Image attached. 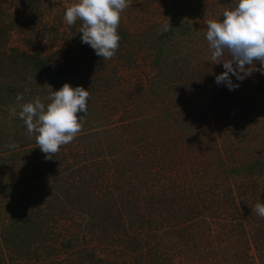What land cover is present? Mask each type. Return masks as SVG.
Returning a JSON list of instances; mask_svg holds the SVG:
<instances>
[{"label": "trees", "instance_id": "1", "mask_svg": "<svg viewBox=\"0 0 264 264\" xmlns=\"http://www.w3.org/2000/svg\"><path fill=\"white\" fill-rule=\"evenodd\" d=\"M30 2L35 1H26L28 9L41 8L39 3L30 5ZM79 28L70 36L61 55L56 51L42 54L39 48L31 46L0 49V67L9 72L1 74L0 106H6L15 91H24L29 81L20 82V70L26 65L55 79L59 85L67 77L76 78L85 65L98 68L101 58L81 42ZM3 29L8 34L9 30ZM117 31L121 44L125 35L120 24ZM2 36L0 30V39ZM3 59L9 60L8 66ZM161 80L168 86L169 82ZM36 96L39 94H32L31 100ZM172 96L174 100L173 93ZM238 97L223 95L222 103L216 102L210 114L203 108L181 109L174 112L175 120L183 124L182 132L189 134L191 138L186 139L194 144L198 139L192 136L197 134L195 129L211 122L223 135L246 133L247 112L232 105ZM24 98L29 101L27 96ZM12 119L18 129L17 136L27 135L19 116ZM84 120L88 122V118ZM84 127L78 135L86 133ZM127 131L117 136L126 134L123 140L127 141ZM89 132L97 130L93 128ZM78 135L75 138L83 136ZM175 136L147 154L143 146L129 148L117 141L116 144L123 145L119 155L122 168L114 157L110 158L112 144L107 143L110 141L107 134L102 139V144L106 143L104 148L94 145L96 148L71 152L61 146L51 159H46L36 146L34 136H25L27 150L32 151L25 158L29 183L15 197L17 204L7 214V228L0 227L1 242L7 243L15 255H25V261L32 255L38 258L40 254L61 251L62 247L69 251L66 264H202L201 261L212 264L209 258L216 248L206 239L202 224H207L205 217L218 218L227 209L230 219L244 215L247 224L253 223L251 242L246 237L241 242L255 250L250 254L243 248L240 252H229V264H264V218L252 211L255 202L262 201L255 191L259 174L245 170L237 181L231 174L215 169L203 171L205 162H200L197 156L200 152L188 155L184 140ZM211 222L214 224L216 220ZM236 223L241 226L244 221Z\"/></svg>", "mask_w": 264, "mask_h": 264}, {"label": "rangeland", "instance_id": "2", "mask_svg": "<svg viewBox=\"0 0 264 264\" xmlns=\"http://www.w3.org/2000/svg\"><path fill=\"white\" fill-rule=\"evenodd\" d=\"M26 1L0 0V30L3 33L0 49H23L31 46L33 49L39 48L42 54L56 51L61 55L70 36L81 26L79 20L74 25H68L64 20L66 7L77 0L30 2V5L39 3L41 8L38 10L28 9ZM233 2L234 0H132V6L121 13L120 26L125 38L121 40L115 56L110 60L101 58L98 68L83 66L76 78L69 80L67 77L66 82L72 87L79 85L87 89L90 99L87 115L83 116V125L87 131L81 134L83 136L78 135L81 138H74L71 143L64 145V151L82 152L83 149L95 146L102 148L106 144H102V139L107 134L110 138L107 143L112 144L110 158L114 157L115 163L119 162L121 165L119 155L120 146L123 145L120 144L127 147L129 145V148L143 146L142 150L147 154L149 150L158 148L159 144H165L167 138L177 135L181 141L184 140L188 155L200 152H197V156L200 162H205L201 169L203 171L205 168L215 169L217 172L231 174L230 177L237 181L245 170L247 173L250 170L252 174L257 172L259 175L254 188L258 192L257 198L262 200L260 203H264V74L254 71L241 82L230 73L232 81L239 84V87L229 90L224 84L218 85L215 75L224 71L223 65L211 62V50L205 38L206 21L222 18L225 8ZM167 20L171 27L168 31H163ZM3 28L9 30L8 34L4 33ZM67 55L70 56V53ZM74 55L73 51V57ZM3 61L7 66L10 63L7 59ZM256 67H260L259 62ZM157 69H160L158 73ZM20 71V82L23 79L29 81L27 86L24 91L18 90L13 97L9 96L6 106H0L2 110H7H0V227L8 225L7 214L17 204L15 197L29 183L25 158L32 153L27 150L29 145L24 142L27 135L17 136L18 129L13 125L14 115L10 113V109H18L17 94L27 96L29 101L32 94H39L44 100L49 94V85L53 90H58L63 84L59 85L55 79L38 73L30 65ZM2 73L6 75L9 72L0 67V78ZM160 74L164 77H160ZM161 78L164 82H169V87L163 85ZM172 93L174 100L173 96L170 97ZM228 93L232 97L239 96L233 101V107L237 109L241 106L247 112V132L223 135L216 131L211 122L195 129L197 134L192 133V136L198 139L195 144L189 142L186 137L191 136L184 135L183 124L178 122L179 119L175 120L174 112L203 108L210 114L216 102L222 103L223 95L230 97ZM18 113L19 111L16 115ZM85 118H88L87 123ZM180 119L185 120V117L181 116ZM93 128L97 132H89ZM128 129L131 131L128 132ZM123 130L129 134L127 141L123 140L126 134L117 136ZM119 140L120 144H116ZM13 143L16 146L10 147ZM219 216L205 217L207 224H202L206 239L216 248L213 249L216 254L212 252L209 258L212 264H229V252L244 249L248 254L255 253L252 247L246 248V244L241 242L244 237L251 242L253 223L247 224L244 215L230 219L227 209H223ZM212 220H216V223L213 224ZM237 220H243L244 224L238 225ZM37 249L39 252V247ZM221 251L226 253L220 255ZM68 252L61 247V251L49 255L40 254L38 258L32 255L29 261H25V255H15L16 252L7 243L1 242L0 237V264H66Z\"/></svg>", "mask_w": 264, "mask_h": 264}, {"label": "clouds", "instance_id": "3", "mask_svg": "<svg viewBox=\"0 0 264 264\" xmlns=\"http://www.w3.org/2000/svg\"><path fill=\"white\" fill-rule=\"evenodd\" d=\"M131 6L132 0H77L66 7L64 20L68 25L79 20L81 42L89 45L98 57L110 60L119 48L117 30L121 13ZM206 26L211 62L222 64L224 69L215 75L218 85L224 84L229 90L239 87L232 81L230 73L241 82L254 71L264 74V0H234L223 11L222 18L210 19ZM170 27L167 20L162 30L168 31ZM89 99L87 89L79 85L72 87L67 82L58 90L49 85V94L44 100L36 96L25 101L23 94H17L19 118L27 135L35 137L36 146L46 159L56 156L61 146L71 143L82 131ZM10 113L16 115L17 108H11ZM252 211L264 218V203L257 202Z\"/></svg>", "mask_w": 264, "mask_h": 264}]
</instances>
